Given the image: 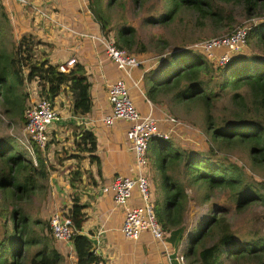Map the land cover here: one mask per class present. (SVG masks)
<instances>
[{
	"label": "trees",
	"instance_id": "trees-1",
	"mask_svg": "<svg viewBox=\"0 0 264 264\" xmlns=\"http://www.w3.org/2000/svg\"><path fill=\"white\" fill-rule=\"evenodd\" d=\"M120 1L88 0L87 8L98 25L97 31L113 37L117 46L130 53L146 52L133 24L120 22L109 27L106 8ZM128 1L142 5L146 0ZM161 1L162 10L147 15L146 22L169 25L185 14L197 26L210 25L212 33L227 34L242 18L258 19L248 28L246 44L224 65L184 44L162 57L155 74L144 72V92L153 104L159 101L157 96H164L173 105H199L205 122L203 130L209 136L206 149L178 147L171 136L158 134L148 141V176L155 191L153 210L166 240L176 247L184 234L187 186L191 184L206 188V200L214 190H224L236 211L251 209V220L264 223V209L254 210L255 206L264 205V0ZM62 23L77 26L68 20ZM12 28L0 0V115L24 121L29 103L26 69L35 71L40 93L50 99L59 94L65 72L57 69L58 64L43 47L48 44L46 41L31 32L17 38ZM62 29L77 40L89 39ZM109 31H113L112 36ZM38 47L40 57L36 56ZM158 49L162 51L163 46ZM72 71L83 72L84 66L77 62ZM91 138L88 130L79 136L84 142ZM235 150L240 154L233 157L231 152ZM48 151V143L39 147L33 142L30 152L11 135H0V219L5 227L0 236V264H66V255L56 247L51 228L39 217L33 219L25 205V198L37 191L46 195L52 170L65 159L63 153L55 150L52 160ZM228 207L210 203L201 214V228L189 232L187 246L181 249L186 264H264V228L250 227L243 232L232 227ZM64 243L69 254V244ZM92 244L86 234L75 232L71 245L79 262L100 258ZM33 245L35 250L29 254Z\"/></svg>",
	"mask_w": 264,
	"mask_h": 264
},
{
	"label": "crops",
	"instance_id": "crops-1",
	"mask_svg": "<svg viewBox=\"0 0 264 264\" xmlns=\"http://www.w3.org/2000/svg\"><path fill=\"white\" fill-rule=\"evenodd\" d=\"M1 1L9 12L14 31H19L16 37L31 32L50 43L48 51L51 60L65 72L60 79V92L52 99L59 119L50 126L48 141L49 157L53 160V152L63 150L65 159L52 170L49 189L45 196L41 195L42 198L46 197L55 208L68 213L76 232L97 238L92 248L105 264H181L169 257L163 245L149 231H141L137 238L123 235L120 226L125 207L141 202L137 190L133 191L125 206L116 205L112 194L101 190L117 173L134 174V153L126 139L128 123L120 119L107 125L102 119L111 109L107 84L120 76L121 71L94 41L77 40L64 31H61L64 34L56 31L50 34L52 28L46 29L45 21L36 24L37 19L30 16L18 0ZM32 1L45 10L52 9L59 13L58 16L62 14V18L70 22L75 23L77 20V28L98 30L88 26L95 22L91 15H83L80 0H55L56 3L52 0ZM70 58H74L72 63L68 62ZM77 62L84 66L83 72L72 71ZM141 74V68L133 70L134 77ZM127 83L130 84L129 79ZM139 93L143 96L144 105L136 102L140 111L145 112V106L148 108L151 103L154 113L161 118V110L145 95L144 86L139 89ZM84 130L90 131L93 138L80 141L79 136ZM187 233L184 231L181 236L182 243ZM166 241L169 249L179 251L178 247ZM56 247L63 255L65 253L66 264L77 258L71 249L68 255V247L64 242L56 240Z\"/></svg>",
	"mask_w": 264,
	"mask_h": 264
},
{
	"label": "built area",
	"instance_id": "built-area-1",
	"mask_svg": "<svg viewBox=\"0 0 264 264\" xmlns=\"http://www.w3.org/2000/svg\"><path fill=\"white\" fill-rule=\"evenodd\" d=\"M18 1L20 4L27 3L24 0ZM60 25L76 37H87L97 43L122 73L115 80L107 84V97L111 109L102 119L107 125H111L120 119L128 123L126 139L134 153V174L126 175L117 173L112 176L109 183L101 187V190L110 192L116 205L125 206L131 197L132 188L134 186L137 187L142 202L131 208L125 207L123 221L120 227L123 235L128 238H137L141 231L147 230L154 239L163 245L171 259H175L181 264H186L182 253L168 248L165 238L166 234L157 221L153 210V201L150 195V179L147 171L148 157L146 151L151 136L158 134L164 137H170L171 135L159 130L161 118L154 113L149 100L150 107L146 113L141 112L134 105L129 94V85L127 83V79H129L132 83L131 85L141 90L143 74L155 62V57L140 53H130L125 48L117 46L112 37H107L98 31L81 30L64 23ZM249 27L250 23L245 24V22H241L227 34L199 39L191 43L189 47L202 51L214 63L224 65L234 52L246 44V34ZM78 46L79 44H77ZM216 50H220V52L216 53ZM73 59L70 58L68 62L72 63ZM135 68H141L142 70V74L139 77L133 76V70ZM166 117L174 120L169 114H166ZM24 119V132L30 141L28 150L32 152L33 142L39 147H44L48 143L50 139L49 128L59 119V115L53 105L52 99L44 95L33 101L31 100L26 105ZM49 226L54 238L68 243L69 249L73 250L71 239L76 229L72 217L62 209L53 210L49 217ZM68 264L105 263L102 258L94 262H79L76 258L69 261Z\"/></svg>",
	"mask_w": 264,
	"mask_h": 264
},
{
	"label": "rangeland",
	"instance_id": "rangeland-1",
	"mask_svg": "<svg viewBox=\"0 0 264 264\" xmlns=\"http://www.w3.org/2000/svg\"><path fill=\"white\" fill-rule=\"evenodd\" d=\"M24 1L27 2L25 8L28 10L30 16L37 19L36 24L39 21H45L46 23L45 28L46 29L52 28V30L49 31L50 34H53V31H56L57 33L60 34H64L63 32H61L63 31V29L60 24L62 23L61 20L66 21V19L62 18V14L58 16L59 13L52 11V9L45 10V8L36 5L32 0H24ZM52 1L56 3L55 0ZM87 4H88V0H80V5L83 6V15H86L88 17L90 13L87 9ZM161 4H162L161 0H146L142 5L134 4L128 0H121L119 3H116L111 8H106V13H107L106 17L110 21L109 27L114 28L120 22H126V23L128 22L136 27V36L137 38H139L141 42H143L147 50L146 52H139L135 50L133 53L146 54L155 57L154 58L155 62L147 71L148 75L155 74L156 72L153 71L159 66L162 57L170 51L177 50L178 46L187 44L184 46L189 47V45L192 42L197 41L201 37H209V36L222 34V33H212L213 31L210 25H205L204 27L197 26L196 24L193 23L192 21L193 19L185 14H181L180 18H176L172 20L169 23V25H161L158 23L153 24L150 22L149 23L146 22L144 18L147 15L155 14L160 10H162ZM56 20L59 21L57 22L58 26L55 25ZM75 21H76L75 24L77 25L78 22L77 20ZM257 21L258 19H256L255 17L242 18L239 23L245 22V24L248 23L253 24ZM239 23H237L236 26ZM88 26L98 28V25L96 23L90 24ZM12 29L14 36L16 37V34H18L19 31L15 30L16 31L15 32L14 28ZM108 35L112 36L113 31H109ZM45 46H47V48ZM161 46H163V50L159 51L158 48ZM43 47L48 51V48L50 47V43L44 45ZM40 55H41V50L38 47L36 50V56L40 57ZM174 67L175 65H173L171 68L173 69ZM59 70L63 71L61 67L59 68ZM167 72H168L167 70L164 71V73ZM141 83L143 84V79ZM131 84H132L131 82L130 84H128L129 94L133 100L134 105L138 106L136 103L138 102L141 106L144 107L142 102L143 99L142 94L139 93L138 87ZM26 89L29 92L28 102H30L31 100L33 101L39 98L40 96H44V94L40 93L41 90L39 88V85L37 84V76L35 71H31L29 69H26ZM157 97L159 98V101L155 104V106L157 105V107L162 112L161 123H159V127H160L159 130L170 134L172 136L171 138L175 140L178 147H190L191 149H206L208 146L209 136H207L206 132H204L203 130L205 126V122L200 106L194 105L192 107L187 108L181 104H174V105L171 104L164 96H157ZM148 108L147 106H145V112L143 113H146L148 111L147 110ZM166 114H169L171 117L174 118V120H170L169 118H167ZM23 124L24 121H21L19 119L10 120L5 116L0 115V135L3 134L11 135L12 137L15 138V141L18 144L24 146L25 148H29L30 141L24 132ZM57 152L63 153V150H57ZM231 153L233 154L232 155L233 157H236V155L240 154V151L235 150L234 153L233 152ZM244 160L248 162L247 157L246 158L244 157ZM239 161L242 162V160L240 159ZM147 171L149 175L150 164L147 165ZM149 179H150V195L153 201V196L155 192L154 185L150 176ZM134 190H137L136 186L132 188L131 192L133 193ZM205 192H206V188L203 185L191 184L187 186L188 202L184 213L183 231L189 233L191 231L195 232L197 228L198 229L201 228L204 219L203 218L200 219L199 217L201 216L202 213H204V211L206 210L207 206L210 203H215V202L222 205H229L228 207L229 219L231 221L232 227L241 229L243 232H246L250 227H252V230H255V228L256 230H261L264 228V223L251 220L250 216L253 214L251 209H247L243 212L236 211L234 205L231 203L229 204V201L227 200L228 194L224 190H219V189L214 190V194H212L209 200L204 199ZM41 194H42L41 191L39 192L37 191L35 194L31 195L30 198L26 197L25 205L33 219L39 217L40 219L45 221L48 227L50 228L49 217L51 216V213L54 209H59V208H55V205H52L53 203L50 204L49 200L48 199L46 200V197L42 198ZM263 209H264V205H257L254 207V210H256V212L257 211L261 212ZM4 229L5 227L3 226V221L2 219H0V236L3 234ZM188 233L184 236L183 243L182 242L180 243V241H178V243L180 244L176 245L180 253L182 252L181 250L182 247L184 249L185 246H187L188 238L189 236H191V233L189 234ZM34 250H35V245L30 246L29 254H31ZM223 257L226 261V257L225 256Z\"/></svg>",
	"mask_w": 264,
	"mask_h": 264
},
{
	"label": "water",
	"instance_id": "water-1",
	"mask_svg": "<svg viewBox=\"0 0 264 264\" xmlns=\"http://www.w3.org/2000/svg\"><path fill=\"white\" fill-rule=\"evenodd\" d=\"M82 234H84V233H82ZM88 237H89V239L91 240V242L94 243V245H96V243H97V238H96V237H90V236H88Z\"/></svg>",
	"mask_w": 264,
	"mask_h": 264
}]
</instances>
